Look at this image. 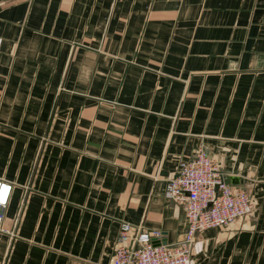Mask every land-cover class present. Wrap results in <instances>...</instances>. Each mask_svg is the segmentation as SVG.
<instances>
[{"label":"crops","instance_id":"0c3cea01","mask_svg":"<svg viewBox=\"0 0 264 264\" xmlns=\"http://www.w3.org/2000/svg\"><path fill=\"white\" fill-rule=\"evenodd\" d=\"M200 146L254 209L191 264H264V0L0 2V264H112L122 220L177 242Z\"/></svg>","mask_w":264,"mask_h":264},{"label":"built area","instance_id":"2783aa9c","mask_svg":"<svg viewBox=\"0 0 264 264\" xmlns=\"http://www.w3.org/2000/svg\"><path fill=\"white\" fill-rule=\"evenodd\" d=\"M225 174L203 146L191 159L180 160L177 171L166 180L164 196L181 202L187 225L183 237L167 243L159 229L119 223L112 264H191V250L196 234L209 227L226 226L250 214L252 196L244 189L226 182ZM12 183L0 178V230L2 210L7 206Z\"/></svg>","mask_w":264,"mask_h":264},{"label":"water","instance_id":"95a60500","mask_svg":"<svg viewBox=\"0 0 264 264\" xmlns=\"http://www.w3.org/2000/svg\"><path fill=\"white\" fill-rule=\"evenodd\" d=\"M3 1V0H0V2Z\"/></svg>","mask_w":264,"mask_h":264}]
</instances>
